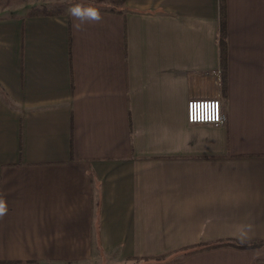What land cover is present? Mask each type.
<instances>
[{
  "label": "crops",
  "instance_id": "obj_1",
  "mask_svg": "<svg viewBox=\"0 0 264 264\" xmlns=\"http://www.w3.org/2000/svg\"><path fill=\"white\" fill-rule=\"evenodd\" d=\"M6 1L0 264L226 240L262 243L156 264H264V0H83L103 19L80 30L71 0ZM44 6L65 12L28 14ZM192 98L220 99L224 120L189 123Z\"/></svg>",
  "mask_w": 264,
  "mask_h": 264
},
{
  "label": "trees",
  "instance_id": "obj_2",
  "mask_svg": "<svg viewBox=\"0 0 264 264\" xmlns=\"http://www.w3.org/2000/svg\"><path fill=\"white\" fill-rule=\"evenodd\" d=\"M96 3H105V4H110L109 7L112 9L114 8L115 4H119L122 2V0H92ZM224 0H220V2H223ZM1 2V1H0ZM3 3H6V0H2ZM1 2V3H2ZM223 6V5H222ZM64 6H51V7H34L32 8L28 14L29 15H40V14H57L60 12H65L63 10ZM63 10V11H62ZM225 19H224V14L221 15V21H220V65H221V71H222V76L225 71ZM223 78V77H222ZM262 241H252V242H240L236 240H226V241H219V242H212V243H206V244H199V245H193L188 248H185L184 253L182 256L179 257V255L174 256V255H154V256H125L124 260L125 261H132L131 264H140L143 262L144 264H156V263H163L167 261H173V260H178L181 257H185L191 253H194L196 251L210 248V247H216L219 245H233L238 248H251L254 246H257L261 244Z\"/></svg>",
  "mask_w": 264,
  "mask_h": 264
},
{
  "label": "built area",
  "instance_id": "obj_3",
  "mask_svg": "<svg viewBox=\"0 0 264 264\" xmlns=\"http://www.w3.org/2000/svg\"><path fill=\"white\" fill-rule=\"evenodd\" d=\"M187 120L192 124L217 125L224 120L218 98H192L187 102Z\"/></svg>",
  "mask_w": 264,
  "mask_h": 264
},
{
  "label": "clouds",
  "instance_id": "obj_4",
  "mask_svg": "<svg viewBox=\"0 0 264 264\" xmlns=\"http://www.w3.org/2000/svg\"><path fill=\"white\" fill-rule=\"evenodd\" d=\"M69 15L73 18V27L77 30L82 29L85 24L99 23L103 16L99 8L94 6H85L82 4H74L68 9ZM8 212L7 202L0 197V218H3Z\"/></svg>",
  "mask_w": 264,
  "mask_h": 264
},
{
  "label": "rangeland",
  "instance_id": "obj_5",
  "mask_svg": "<svg viewBox=\"0 0 264 264\" xmlns=\"http://www.w3.org/2000/svg\"><path fill=\"white\" fill-rule=\"evenodd\" d=\"M83 0H71V3H77ZM77 264H130L121 257L119 253L111 252L107 255L92 256V258L86 262Z\"/></svg>",
  "mask_w": 264,
  "mask_h": 264
}]
</instances>
